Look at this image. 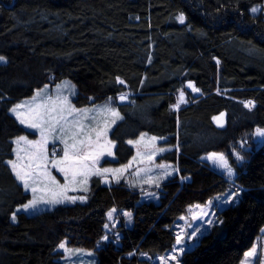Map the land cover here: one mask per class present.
Wrapping results in <instances>:
<instances>
[{
  "label": "trees",
  "instance_id": "16d2710c",
  "mask_svg": "<svg viewBox=\"0 0 264 264\" xmlns=\"http://www.w3.org/2000/svg\"><path fill=\"white\" fill-rule=\"evenodd\" d=\"M253 5L264 8V0H0V264H61L63 239L92 251L94 264H158L141 253L170 250L186 208L229 189V179L202 160L211 151L227 154L240 193L178 260L238 263L264 228V145L252 143L264 128V12H251ZM63 79L76 87V107L113 99L118 163L132 157L129 141L143 133L171 148L164 159L179 172L161 183L157 201L95 177L85 202L15 213L30 195L6 161L13 139L30 132L11 108ZM188 81L198 91L185 88L187 102L174 109ZM125 91L127 101L116 102ZM243 140L238 163L232 151ZM112 208L131 213V223L120 216L118 237L103 241Z\"/></svg>",
  "mask_w": 264,
  "mask_h": 264
},
{
  "label": "rangeland",
  "instance_id": "374dc122",
  "mask_svg": "<svg viewBox=\"0 0 264 264\" xmlns=\"http://www.w3.org/2000/svg\"><path fill=\"white\" fill-rule=\"evenodd\" d=\"M252 8H257L258 11L262 10L264 12V8L260 5H253L250 11ZM189 85L192 84L187 83L183 90L180 88L177 91L176 102L173 105L174 109H178L182 104L187 102L188 99L185 88L191 90L194 88L189 87ZM38 92L41 93L39 96H37ZM181 93H183L182 101ZM75 94V85L68 79H63L55 83L43 85L41 88L35 90L30 97L18 101L11 108L13 109L17 105L21 106L17 111L22 115H17V113L12 111L11 114L17 119L20 125L30 132L29 134L24 133L16 136L13 139V156L6 161L16 180L22 185L24 191L28 192L30 195L25 203L15 208V213L24 212L32 214L60 204L85 202L89 196L91 181L95 177L104 184L122 182L130 188L139 190L142 198L157 201L161 183L177 175L179 172L176 163L174 164L164 159V155L170 151L171 148L164 147L160 144L163 140L162 138L143 133L136 139L130 140L132 143L129 141V144L134 149L132 157L125 163H118V157L114 151L115 143L110 138V131L114 125L112 122L114 117L110 112L105 111V109L115 111L113 99L108 98L95 105L76 107L73 104V97ZM127 94L128 92L126 91L119 94L116 98V102H126L128 99ZM121 96H124L125 99L121 100ZM33 97H36L34 102ZM247 101L251 100H245L243 102ZM38 105L41 106L40 110L45 112V120L42 124V128L48 139L47 143L42 147V153L46 155V161L43 158L40 160L33 159L40 148L35 142H40L42 140L41 128H32L29 126V123L21 122L22 119L27 120L31 110L36 109ZM47 109L54 110L49 114ZM73 109L75 111H72V114L69 115V111ZM49 115L59 120L54 131L50 129V124L54 121L49 119ZM61 115L66 117V120H60L59 118ZM77 120L83 125L82 129H78L73 125V122ZM117 120L118 119H115V122ZM61 126L65 128L64 134L60 131ZM257 129L264 130V128ZM257 129L252 133V143L256 146L264 145V135H259ZM101 130H104L105 134L101 135L97 141V132ZM72 133H78L76 135V140H85L90 137L93 141L94 150L97 153L103 152V155H100L99 160L95 164L90 160L86 161L88 165L86 175H78L74 183H69L71 177L66 179L64 173L53 166L52 161L63 159L65 145L61 142L60 138L67 139L68 143L71 144L73 142L71 139ZM20 137H24L25 139L20 140L19 144H17L16 141L19 140ZM153 138L155 139L153 140ZM29 141L33 143H28ZM245 142L244 140L239 141L237 143V148L232 151L233 159L238 163L242 160L240 157H243L242 151L245 149ZM160 149H163V151H160ZM212 154H216L217 156L222 155L224 157L228 167L232 169L231 175H229L226 168L220 165L218 160L209 159ZM202 160L229 179V189L221 195L210 198L203 204L194 203L189 205L186 211L178 217L174 223V228L176 239L179 235L182 238V244L177 245L175 241L173 247L164 253L149 255L142 252L140 257L147 258L151 262L158 264H177L181 253L179 249L183 248L185 250L191 248L198 241V238L209 231L210 227L218 221V211L222 209V207L232 204L238 199L240 188L234 181L235 170L227 154L220 151H211L204 154ZM9 161L14 162L17 165V170H21L22 172L32 171V169H36V165L39 164L40 167L33 172V179L35 182L29 180L30 187L25 188L24 182L17 178L16 172L13 170L12 164L9 163ZM30 164L32 168L28 167ZM103 169H109L110 171L104 172ZM97 170H99V174ZM52 178H55V181L58 182V186L52 183ZM65 185H68L66 193L64 195H56L61 192ZM33 188L36 189L35 192L32 191ZM54 197L61 202L46 203V201ZM34 199L40 201L34 208L25 209L23 207ZM15 213L11 215V220H15ZM109 213H111V216ZM128 214L129 212L122 210L118 211L115 208L107 212L104 226L105 234L102 237L103 241L118 237L116 226L119 223L120 216H123L125 224L130 226L132 215L129 216ZM209 221H211V223H209ZM61 243L65 244V248L62 249L58 247ZM58 246L56 251L58 252V259L61 264H94V255L92 251L79 247H71L68 245L66 239H63ZM253 249H255V255L246 257V253ZM173 255L176 256V260L171 259ZM237 264H264V228L261 230V233L254 238L252 244L243 251Z\"/></svg>",
  "mask_w": 264,
  "mask_h": 264
},
{
  "label": "snow or ice",
  "instance_id": "6c2138e0",
  "mask_svg": "<svg viewBox=\"0 0 264 264\" xmlns=\"http://www.w3.org/2000/svg\"><path fill=\"white\" fill-rule=\"evenodd\" d=\"M251 11L253 13L257 12L258 9L257 8H252ZM181 20H183V16L180 17ZM4 57H0V61H3ZM120 83H123V81H119ZM189 87H193L192 85H189ZM194 91H198V89L193 88ZM43 91V90H42ZM41 93L38 92L37 96H39ZM121 100L125 99L124 96L120 97ZM36 100V97H33V102ZM183 100V93H181V101ZM245 103V107L248 108H252L254 107V102L253 101H247L244 102ZM178 106V105H177ZM21 107L20 105H17L16 107H14L13 109H11L12 112L17 113V115H22L20 114L17 110L18 108ZM41 106H37L36 109L31 110L30 112V116L27 120L22 119L21 122L22 123H29V126L32 128H41V136H42V140L40 142H35L37 145L40 146L38 152L36 153V155L33 157L34 160H40V159H44L46 161V155H44L42 153V147L44 144L47 143V139L48 137L45 135V132L42 128V124L44 123L45 120V112L40 110ZM54 109H47V112L50 114ZM72 111H75L74 109L69 111V115L72 114ZM105 111H108L111 113V115L114 117L113 119V123H115V119L119 118V113L112 111L111 109H105ZM49 119L54 121L53 123L50 124V129L51 130H55L56 124L59 123V120H56L54 117H51L49 115ZM60 120H66V117L64 116H60L59 118ZM219 119V118H218ZM73 125L76 126L78 129H82L83 125L80 123V121H74ZM60 131L62 134L65 133V128L64 126L60 127ZM257 133L259 135H264V130H260L257 129ZM78 133H72L71 139H72V143L69 144L67 139H63L62 137L61 142L64 143L65 147H64V156L63 159L61 160H53L52 164L54 167L58 168V170L60 172H63L65 175V178L67 179L68 177H71V180L69 181V183H74L76 181V177L78 175H86V169L88 167L86 161H92L93 164H95L98 160L100 155H103V152H99L97 153L94 148H93V141L91 140L90 137H88L85 140H76V135ZM105 131L101 130L99 132H97V141L99 140L101 135H104ZM24 137H20L19 140L16 141L17 144H19L20 140H24ZM155 138H153L154 140ZM28 143H33L31 141H29ZM130 143H132L130 141ZM160 151H163V149H160ZM111 154V153H109ZM209 159H213V160H218L220 165L224 168L227 169L229 175L232 174V169L230 167H228L227 162L224 160V157L222 155L217 156L216 154H212ZM240 159H242V157H240ZM9 163L12 164L13 170L16 172L17 178L21 181L24 182V186L25 188L30 187L29 185V180H33V172L36 171V169H38L40 167L39 164L36 165V169H32V171H21V170H17V165L14 162L9 161ZM29 168H32V165L30 164L28 166ZM104 172H108L110 171L109 169H103ZM46 173V170H45ZM97 173L99 174V170H97ZM47 174V173H46ZM52 183L56 184L58 186V182L55 181V178H52ZM67 187L68 185L63 186L62 190L60 193H57L56 195H64L67 191ZM33 192L36 191L35 188L32 189ZM40 201L37 200H32L29 204L24 205L23 207L25 209L27 208H34L35 205L37 203H39ZM61 202L59 199H56L55 197L49 201H46V203H59ZM109 215L111 216V213H109ZM129 216L131 215L130 213L128 214ZM209 223H211V221H209ZM176 243L177 245H180L183 243L182 238L178 235L177 239H176ZM59 248H65V244L61 243L59 246ZM183 248H180L179 251L183 252ZM255 255V249H253L252 251L246 253V257H251ZM171 259L176 260V256L173 255L171 257ZM177 264H179V261H177Z\"/></svg>",
  "mask_w": 264,
  "mask_h": 264
},
{
  "label": "water",
  "instance_id": "95a60500",
  "mask_svg": "<svg viewBox=\"0 0 264 264\" xmlns=\"http://www.w3.org/2000/svg\"><path fill=\"white\" fill-rule=\"evenodd\" d=\"M189 82V84H192V82L191 81H188ZM192 91L193 92H197V91H194L193 89H192ZM219 118V119H218ZM215 123L217 124V125H222L223 124V115H219L217 118H215Z\"/></svg>",
  "mask_w": 264,
  "mask_h": 264
}]
</instances>
